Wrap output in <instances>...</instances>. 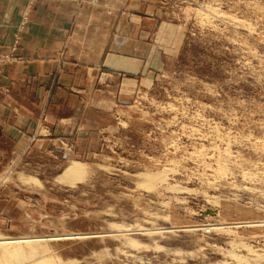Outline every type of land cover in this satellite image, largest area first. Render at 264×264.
Instances as JSON below:
<instances>
[{
    "label": "rangeland",
    "instance_id": "rangeland-1",
    "mask_svg": "<svg viewBox=\"0 0 264 264\" xmlns=\"http://www.w3.org/2000/svg\"><path fill=\"white\" fill-rule=\"evenodd\" d=\"M74 3L110 62L46 102L71 133L43 144L35 111L31 144L0 141V235L38 245L7 264H264V0ZM71 161L86 170L64 181Z\"/></svg>",
    "mask_w": 264,
    "mask_h": 264
},
{
    "label": "crops",
    "instance_id": "crops-1",
    "mask_svg": "<svg viewBox=\"0 0 264 264\" xmlns=\"http://www.w3.org/2000/svg\"><path fill=\"white\" fill-rule=\"evenodd\" d=\"M26 3L0 0V50L11 45ZM82 13L74 0H37L33 5L18 59L0 63V141L31 144L32 129L40 125L35 111L44 112L40 119L45 124L54 121L46 124L52 133L41 139L43 144L54 142L59 131L67 134L77 127L75 113L52 116L45 104L50 100L55 105L63 95H84L97 67L110 62L109 29L85 23ZM40 127L45 128L42 123Z\"/></svg>",
    "mask_w": 264,
    "mask_h": 264
},
{
    "label": "bare ground",
    "instance_id": "bare-ground-1",
    "mask_svg": "<svg viewBox=\"0 0 264 264\" xmlns=\"http://www.w3.org/2000/svg\"><path fill=\"white\" fill-rule=\"evenodd\" d=\"M83 165L84 164L79 161H71L61 174V179L64 181H70L74 180L76 177L79 178V176L84 174V171L86 170ZM26 247L38 248V245L34 239H27L23 244H16L15 240L0 235V264H7L11 253L12 255L16 252L20 253V251L24 250Z\"/></svg>",
    "mask_w": 264,
    "mask_h": 264
}]
</instances>
